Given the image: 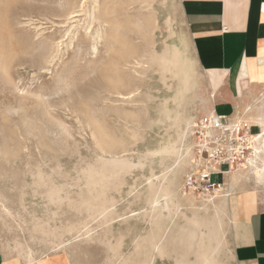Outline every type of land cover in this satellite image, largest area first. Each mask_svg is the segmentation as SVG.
I'll list each match as a JSON object with an SVG mask.
<instances>
[{
    "label": "rangeland",
    "instance_id": "1",
    "mask_svg": "<svg viewBox=\"0 0 264 264\" xmlns=\"http://www.w3.org/2000/svg\"><path fill=\"white\" fill-rule=\"evenodd\" d=\"M216 80L181 0H0V254L237 264L238 191L209 204L181 192L188 131L220 104ZM261 102L246 120L264 119Z\"/></svg>",
    "mask_w": 264,
    "mask_h": 264
},
{
    "label": "crops",
    "instance_id": "2",
    "mask_svg": "<svg viewBox=\"0 0 264 264\" xmlns=\"http://www.w3.org/2000/svg\"><path fill=\"white\" fill-rule=\"evenodd\" d=\"M181 11L199 67L217 77L216 86L224 81L214 111L245 116L246 106L245 111L259 109L256 103L264 101V0H181ZM245 174L228 180L234 193L238 191L231 205L242 226L235 259L237 264H264V198L241 183ZM64 262L52 256L35 264ZM0 264L18 263L0 254Z\"/></svg>",
    "mask_w": 264,
    "mask_h": 264
},
{
    "label": "built area",
    "instance_id": "3",
    "mask_svg": "<svg viewBox=\"0 0 264 264\" xmlns=\"http://www.w3.org/2000/svg\"><path fill=\"white\" fill-rule=\"evenodd\" d=\"M256 130V131H255ZM263 127L243 115H224L214 110L195 118L187 135L189 160L182 193L198 202L231 199L230 176L260 167L264 159ZM220 177L221 181H215Z\"/></svg>",
    "mask_w": 264,
    "mask_h": 264
},
{
    "label": "bare ground",
    "instance_id": "4",
    "mask_svg": "<svg viewBox=\"0 0 264 264\" xmlns=\"http://www.w3.org/2000/svg\"><path fill=\"white\" fill-rule=\"evenodd\" d=\"M113 40H114V42H118L119 40H118V38H113ZM127 44H125V46H126ZM56 49H54V50H60L59 49V44L58 45H56V47H55ZM50 51H51V48H50ZM49 51V52H50ZM52 51H53V48H52ZM128 52H131V47H129V48H126V50H125V52H124V54H125V56L126 55H128V54H130V53H128ZM47 53V52H46ZM53 52H51L50 54H52ZM132 53V52H131ZM49 53L46 55L47 57H48V55H50ZM50 56H52V55H50ZM181 52L178 50V49H174V51H173V57H174V60H175V62H176V64H174V65H179L181 62H180V60H182L181 59ZM122 58H127V56L126 57H124L123 55H122ZM124 60H126V59H124ZM47 62V61H46ZM175 70V69H174ZM174 74V73H173ZM112 83L113 84H116L115 82H114V80L112 81ZM193 84V83H192ZM181 113V112H180ZM179 115V114H178ZM244 120H246V118H244ZM246 121H249V120H246ZM257 124H259L260 126H262L263 127V133H264V119L263 118H261V119H259L257 122H256ZM261 140L264 142V135H263V137H261ZM261 162H263V164L260 166V167H257L256 168V170H252V171H250V174L252 175V178H253V180H254V182H255V184L257 185V186H264V159L261 157ZM240 172H244V171H240ZM240 172H238V175H240L239 173ZM235 174H237V173H235ZM235 174H233V175H235ZM233 175H231L230 176V179H231V177L233 176ZM158 176V175H157ZM231 186V185H230ZM216 206V205H215ZM205 255V257H204V262L206 263V264H211V261L208 259V256L206 255V254H204ZM180 264V263H179Z\"/></svg>",
    "mask_w": 264,
    "mask_h": 264
}]
</instances>
